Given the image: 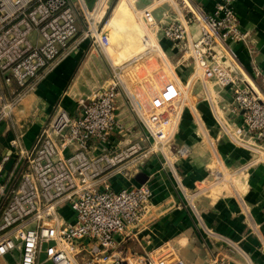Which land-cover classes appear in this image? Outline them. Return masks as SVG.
I'll use <instances>...</instances> for the list:
<instances>
[{"label": "built area", "instance_id": "built-area-1", "mask_svg": "<svg viewBox=\"0 0 264 264\" xmlns=\"http://www.w3.org/2000/svg\"><path fill=\"white\" fill-rule=\"evenodd\" d=\"M107 1L100 0L98 8ZM118 1L131 7L138 0ZM179 1L183 10L175 11V17L164 13L160 24L154 20L153 5L138 14L149 27L140 43L153 39L154 44L152 52L145 49L136 60L156 54L160 65L149 69L146 62L140 79L129 86L123 78L127 66L114 63L113 76L92 97L78 101L77 117L58 110L29 150L14 143L20 148L16 177L0 186V261L18 252L19 264H183L151 256L129 261L113 253L116 238L142 222L152 192L147 185L117 192L109 179L118 170L138 171L152 155H188L173 142L196 82L222 133L250 152L249 166L264 164V101L245 78L233 48L250 41L234 0H221L213 13L190 0ZM85 15L82 37L95 50L119 44L116 33L104 30L107 23L100 28L97 10L85 8ZM79 19L71 0H0V73L6 84L25 88L37 80L79 37ZM150 32L160 33L178 50L181 61L190 62L180 61L192 71L186 83L166 66L165 50ZM214 88L232 95L227 115ZM120 100L140 127L136 134L118 119ZM16 107L15 100L6 103L0 119ZM114 134L122 142L112 141ZM67 207L75 214L73 222L62 213Z\"/></svg>", "mask_w": 264, "mask_h": 264}, {"label": "crops", "instance_id": "crops-1", "mask_svg": "<svg viewBox=\"0 0 264 264\" xmlns=\"http://www.w3.org/2000/svg\"><path fill=\"white\" fill-rule=\"evenodd\" d=\"M71 1L80 14V35L69 51L25 88L7 85L0 73V112L6 103L17 101L13 113L0 119V186L16 177L20 148L14 143L19 141L22 149L29 150L58 110L77 117L78 99L91 95L101 78L110 75L109 63L90 40L82 37L86 30L85 8L89 12L97 10L98 21L107 22L104 30L112 29L121 38L112 47L121 58L131 53L126 45L140 42L149 32L139 12L153 5L154 20L160 24L165 21L164 13L170 11L175 17V11L183 10L179 0L175 4L173 0H138L131 7L126 5L128 10L118 0H108L103 8H98L100 0ZM220 1L190 0L194 7L208 13H213ZM234 10L250 41L233 48L245 78L264 101V0H234ZM152 35L173 56L176 73L186 83L191 68L181 65L172 43L160 33ZM33 39H37L36 34ZM153 44L150 39L143 47L152 52ZM158 65L157 59L146 68ZM145 69L138 71L143 74ZM198 83L185 103L173 142L187 149L188 155L181 158L166 151L167 158L152 155L134 173L122 169L110 176L109 183L117 192L140 185H147L152 192L142 222L116 238L113 253L129 261L151 256L177 259L183 264H264V164L249 166L250 152L222 133ZM214 93L227 115L232 95L218 88ZM117 106L120 122L136 134L140 127L128 107L121 100ZM122 140L117 134L112 136L115 143ZM140 175L146 177L144 184L137 181ZM62 213L66 220L74 221L75 214L69 207ZM19 260L20 254L15 252L0 264H19Z\"/></svg>", "mask_w": 264, "mask_h": 264}, {"label": "rangeland", "instance_id": "rangeland-1", "mask_svg": "<svg viewBox=\"0 0 264 264\" xmlns=\"http://www.w3.org/2000/svg\"><path fill=\"white\" fill-rule=\"evenodd\" d=\"M121 6L124 9H127L128 8V6H126V4L124 2H121ZM127 14H130V13H127ZM101 22H102V25L100 26V28L103 27V25L105 23H107L106 20L105 21H101ZM136 28H137V26H136ZM107 31L111 32L112 34L115 33L114 30H112V29H108ZM118 38L121 40V38L119 36H118ZM129 40L131 41V39H129ZM126 46L127 47L129 46L128 49H130V52L131 53L125 54V56L122 55V58H126L127 57L125 62L124 61L122 62L121 56L118 53H116L115 50H114V48H112V47L109 48L107 51H102V52L101 51H98V52L109 63V65H107L108 68H109V71H110L109 77L110 76L112 77L113 74H114V61L115 60H116L115 61L116 63H121V64L124 63L127 66L125 68V70H124L123 78H124L125 82L130 86L131 85V82H134V81L137 82L140 79V76L142 74L139 73L140 71H138V70L139 69H142V68H145V66H143V65L146 62L149 64L150 62L155 61V58H153V57H157L158 58V56H156V54H153V56H151V57H148V58L145 57L143 59L136 60L137 58H139L146 51L144 49L143 45L140 42H134V43H130V44L126 45ZM113 47H114V43H113ZM130 55H132V57H130ZM180 57H179V59H181ZM129 59H132V60L130 62H127ZM164 59H165V61L167 63L166 66L169 68V70H171L174 73L177 72L179 74L178 70H175V68H174L175 62L173 61V56L171 54L165 52ZM181 62L184 63V65H187V64L190 63L186 59H182ZM161 63L164 64L165 62L162 61ZM109 77H108V74H107V76L105 78L102 77L101 78V81H99V84L97 85L96 91L93 92L91 95H88V96H85V97L86 98L87 97H92L94 95V93H96L98 91V89L100 88L101 84L103 82H105L106 80H109L111 78V77L110 78ZM85 97L79 98L78 101L81 100V99H86Z\"/></svg>", "mask_w": 264, "mask_h": 264}, {"label": "water", "instance_id": "water-1", "mask_svg": "<svg viewBox=\"0 0 264 264\" xmlns=\"http://www.w3.org/2000/svg\"><path fill=\"white\" fill-rule=\"evenodd\" d=\"M137 181L140 184H144L146 182V177L144 175H140V176H138Z\"/></svg>", "mask_w": 264, "mask_h": 264}]
</instances>
